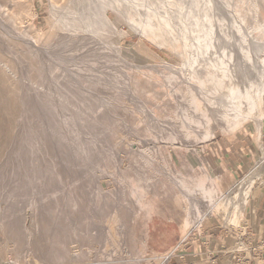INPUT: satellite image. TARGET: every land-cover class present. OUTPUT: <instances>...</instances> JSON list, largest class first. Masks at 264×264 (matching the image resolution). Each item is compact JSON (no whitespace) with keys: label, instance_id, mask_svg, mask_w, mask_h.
Masks as SVG:
<instances>
[{"label":"rangeland","instance_id":"obj_1","mask_svg":"<svg viewBox=\"0 0 264 264\" xmlns=\"http://www.w3.org/2000/svg\"><path fill=\"white\" fill-rule=\"evenodd\" d=\"M69 5L68 0H0V146L5 149L0 158V264L41 262L44 257L36 248L49 256L53 246L61 245H77L84 262L151 264L158 248L173 246L197 222L202 227L210 220L237 228L244 221L242 206L221 197L260 154L258 143H264V137L261 140L260 128L256 138L254 113L240 110L228 115L225 124L211 119L204 124L200 97L168 75L167 66L181 60L166 42L157 40L162 32L151 36L132 30L120 16L117 25L127 32L121 56L156 66H130L126 80L131 95L87 83L92 92L111 96L109 107H97L91 93L78 95L63 67L54 62L55 55L77 50L60 47L80 36L57 17L58 8ZM33 34H38L35 42ZM130 46L133 49H127ZM40 48L51 49L54 61ZM258 100L255 112L264 121V95ZM70 115L76 120L64 118ZM189 121L198 123L202 132L188 128ZM178 131L188 133L189 139L176 138ZM102 132L118 150L114 161L104 153V136L97 135ZM124 137L141 153L128 154ZM235 159L246 163L237 173L224 166ZM262 179L264 174L249 194ZM198 193L206 203L191 198ZM114 210L123 228L116 241L102 230ZM23 225L32 231L30 236ZM63 225L67 231L62 233ZM29 242L31 249L20 254Z\"/></svg>","mask_w":264,"mask_h":264},{"label":"bare ground","instance_id":"obj_2","mask_svg":"<svg viewBox=\"0 0 264 264\" xmlns=\"http://www.w3.org/2000/svg\"><path fill=\"white\" fill-rule=\"evenodd\" d=\"M68 1L70 5L67 9L66 7L65 10L58 8L57 17L65 28L80 32V36L74 41H64L60 47L63 44L67 50L72 46L77 50L55 55L57 58L55 61L51 49L40 48V52L48 60L59 63L63 67V72L69 77L70 84L76 86L73 88L79 92L78 95L89 92L97 107H109L112 101L111 96L92 92V88L88 87L87 83L105 84L114 90L131 95L130 81L126 80L130 66L134 68L156 66L155 63L129 62L121 56V51L125 48L122 40L127 34L117 25L121 17L129 28L140 33L153 36L155 31L162 32L156 37L157 40L166 42L181 60L176 66L167 64L168 75L192 87L200 97L203 105L201 119L204 124L209 122L207 121L209 119L214 124H225L228 115L236 116L240 110L252 111L257 125L256 138H259L258 132L263 121L257 117L256 112L258 99L264 95V57L261 58V54L264 56V11H260L261 8L264 10V0ZM110 15H113L114 19ZM104 27L109 28V31L104 32ZM66 31L71 32V30ZM74 34L78 35L76 32ZM37 35H31L32 42L37 40ZM127 49H133V47L130 46ZM153 55L151 54L154 58ZM144 57L148 56L145 55L142 58ZM43 62L46 64L48 61ZM79 100H88V98L80 97ZM64 118L76 120L77 117L70 115ZM186 126L199 133L203 130L198 123L190 121L186 122ZM183 131H178L174 135L185 141L189 139V134ZM97 135L104 136L103 150L106 156L113 161L117 159L118 150L112 139H105L108 136L106 132ZM123 140L128 154L141 153L134 150L132 140H128L127 137ZM258 147L260 154L249 167L248 172L225 192L221 200L226 201L229 198L233 205H243L255 180L264 174V143L259 142ZM4 154L5 149L2 145L0 158ZM233 191L235 195L231 197ZM201 196L198 193L191 195V198L198 202H205ZM4 204L6 205L7 201ZM116 215L118 213L114 210L102 226V230L108 232L113 241L117 240V235L123 233V228L118 225L119 219L114 218ZM23 226L27 235L30 236L32 231L26 225ZM65 227L63 225L60 232L67 231ZM35 229L39 234V225H36ZM6 233L8 234L9 230ZM81 238L82 236H76L75 239ZM30 249V242L23 244L19 253L24 255L23 253ZM36 251L41 253L44 259H40L41 262L34 260V264H98V262L81 261L83 259L79 256L82 251L77 245L68 246V248L64 245L53 246L49 256L44 254L45 251L42 248H36ZM66 254L70 255L67 262L60 260ZM6 264L28 263L19 259Z\"/></svg>","mask_w":264,"mask_h":264},{"label":"crops","instance_id":"obj_3","mask_svg":"<svg viewBox=\"0 0 264 264\" xmlns=\"http://www.w3.org/2000/svg\"><path fill=\"white\" fill-rule=\"evenodd\" d=\"M263 137L264 121L261 124V140ZM254 144H256V141H254ZM236 161L225 162L224 166L227 169L230 166L231 170L237 173L240 167L246 166V163L241 160ZM218 163L220 162L218 161ZM228 170L231 171L230 169ZM240 212L244 221L251 228L253 237L258 243H264V179L258 181L257 185L253 187L252 192L247 194L242 207H240ZM203 229L204 239L208 240V242L204 245L196 244L194 247H189L184 258H175L169 264H189V262L208 264L212 257L216 260L217 264H264V258L262 259L255 255L257 251H247L244 256L237 257V254L232 251L235 244V235L230 229H226V227L220 224L217 225L215 221L212 222L210 220H208ZM179 233H181L180 230ZM168 246L158 248L159 252L157 253L172 247Z\"/></svg>","mask_w":264,"mask_h":264},{"label":"built area","instance_id":"obj_4","mask_svg":"<svg viewBox=\"0 0 264 264\" xmlns=\"http://www.w3.org/2000/svg\"><path fill=\"white\" fill-rule=\"evenodd\" d=\"M235 235V246L232 251L240 258L244 256L247 251H257L255 255L264 258V243L259 242L253 237L252 230L247 222L242 221L235 229H230ZM208 240L204 239V229L200 222L192 225L185 231L176 241V243L166 251L157 255L150 256L149 262L151 264H169L175 258H184L189 247H194L196 244L204 245ZM189 264H194L189 262ZM208 264H217L216 260L212 257Z\"/></svg>","mask_w":264,"mask_h":264}]
</instances>
